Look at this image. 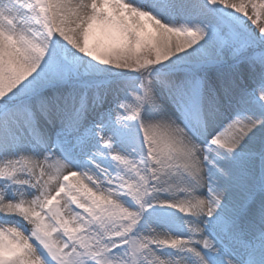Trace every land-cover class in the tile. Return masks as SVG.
Masks as SVG:
<instances>
[{
	"label": "snow or ice",
	"instance_id": "6c2138e0",
	"mask_svg": "<svg viewBox=\"0 0 264 264\" xmlns=\"http://www.w3.org/2000/svg\"><path fill=\"white\" fill-rule=\"evenodd\" d=\"M0 264H264V0H0Z\"/></svg>",
	"mask_w": 264,
	"mask_h": 264
}]
</instances>
